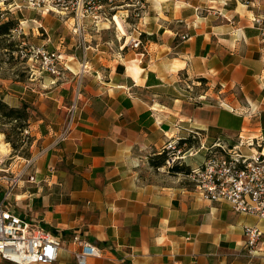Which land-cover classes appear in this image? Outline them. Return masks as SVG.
I'll use <instances>...</instances> for the list:
<instances>
[{
	"label": "crops",
	"instance_id": "0c3cea01",
	"mask_svg": "<svg viewBox=\"0 0 264 264\" xmlns=\"http://www.w3.org/2000/svg\"><path fill=\"white\" fill-rule=\"evenodd\" d=\"M256 16H264V0H146L134 31L117 28L118 48L91 40L85 21L74 33L69 23L76 19L49 11L47 38L37 45L58 51L65 70L32 73L28 85L15 73L0 74V97L33 108L35 170L18 169L16 156L0 170L20 177L12 198L17 213L62 234L53 264H77L75 231L102 250L89 264H264V235L260 256L251 257L243 232L251 225L264 234V220L206 200L184 174L149 163L191 135L196 147L178 149V166L189 169L206 152H186L202 144L233 147L240 137L264 136V46ZM30 21L38 22L21 23ZM92 23L97 34L110 30L101 20ZM142 34L141 52L130 39ZM79 88L72 132L56 145ZM6 155L12 148L0 134V156ZM7 174L0 176V199Z\"/></svg>",
	"mask_w": 264,
	"mask_h": 264
},
{
	"label": "built area",
	"instance_id": "2783aa9c",
	"mask_svg": "<svg viewBox=\"0 0 264 264\" xmlns=\"http://www.w3.org/2000/svg\"><path fill=\"white\" fill-rule=\"evenodd\" d=\"M58 6L61 0H46ZM246 1V0H237ZM39 5V1H36ZM4 15L1 17L2 21ZM253 25L260 31L261 43L264 46V16L252 18ZM142 45L138 40L134 48ZM30 60L38 64L41 73L58 76L65 69L62 55L58 51H48L43 47H31ZM32 67H35L33 65ZM86 67V66H85ZM63 70V71H62ZM81 88L77 91V97ZM80 110L78 99L73 101L68 113L69 119L64 125L57 143L66 141L72 132V122ZM166 150L170 153L166 166L171 169L179 165L182 151L176 145L169 144ZM205 151L203 163L191 168L185 177L196 189L201 191L206 200L226 202L232 209L245 215H252L264 220V136L259 138L240 137L237 145L230 147L218 140L212 146L202 144L199 149H191L186 154L197 156ZM183 154V155H186ZM184 157V156H183ZM33 161L27 160V165ZM54 171V167H50ZM8 182L3 197L0 199V262L11 264H53L59 258L63 246L62 234L49 230L41 221L31 217L28 212L17 213L12 201L14 190L20 177L3 178ZM245 248L251 257L260 256L259 245L263 232L258 226L246 225L243 228ZM72 243L78 247L74 253L77 264H89L91 258L102 257V250L79 232L71 236Z\"/></svg>",
	"mask_w": 264,
	"mask_h": 264
},
{
	"label": "rangeland",
	"instance_id": "374dc122",
	"mask_svg": "<svg viewBox=\"0 0 264 264\" xmlns=\"http://www.w3.org/2000/svg\"><path fill=\"white\" fill-rule=\"evenodd\" d=\"M36 1H39L40 4L37 5ZM145 6L146 0H61L58 6H53L46 0H0L1 17L4 15L2 21L6 22L8 20H13L17 25L10 36L0 40V74L6 78H12L15 73V75L20 78L23 85H28L32 73H41L38 64L36 65L34 60H30V50L31 47L45 48L47 46L46 44L37 45V40L41 39L43 41L41 44H44V40L47 38L46 29L48 20H46V15L50 10L53 12L64 11L67 15L72 17V19H76V21L70 20L69 23L74 33L78 32L74 30V26L77 25V22L81 19V25L82 22L85 21V26H88L86 28L89 35H91V37H89L91 40L115 42L119 48V43H117L118 38L121 41L123 37L120 36L121 33L117 28L120 27L121 24L122 28L126 30V33L134 31L140 22ZM95 15L99 16V18L94 19ZM115 16H117L118 19H115ZM33 18L38 20V22L30 21L28 23H21V21H27V19ZM94 20H101L102 23H105L100 25L101 27L110 25V30L101 31L97 34V28L94 30L95 27L92 26ZM116 22L119 26H116ZM75 28H77V26ZM95 36L97 37L95 38ZM138 40L144 43L141 36ZM138 40L130 39V46L132 44L134 47L135 42ZM141 48L142 45H140L139 50ZM140 51L142 52V50ZM135 58L142 57L138 56ZM29 62H31L32 66L35 65V67L29 65ZM32 70L34 72H32ZM38 82L40 85L41 78L38 79ZM80 96L81 94L75 99H78V104L81 100ZM72 103L73 102L70 103L69 107ZM28 105L32 112V106L30 104ZM0 129L10 132V126H4L1 122ZM24 139V143H19V153L16 154L14 160L18 164V169L26 168L35 170L34 161L30 165H27V160L32 157L31 143L33 142V138L29 135L28 138ZM12 155H6L5 157L0 156V169L10 165V156L12 157ZM4 174L7 173H2L0 170V176ZM13 176L14 175L10 173L9 177ZM1 195L2 193L0 192V197Z\"/></svg>",
	"mask_w": 264,
	"mask_h": 264
},
{
	"label": "trees",
	"instance_id": "16d2710c",
	"mask_svg": "<svg viewBox=\"0 0 264 264\" xmlns=\"http://www.w3.org/2000/svg\"><path fill=\"white\" fill-rule=\"evenodd\" d=\"M16 26V22L13 20H8L6 22L0 21V40L10 36ZM144 37V34H142L141 39ZM33 119L34 117L30 111V106L27 103H23L21 107H14L9 105L2 97H0V122L4 126H10V132L0 129V134L4 135L5 142L11 145L13 151L12 156H16V154L19 153V143H24V138L29 137L30 134L28 130ZM192 137L193 136L191 135L188 138L181 139L177 145V149H182L185 145H188L190 148L196 147L195 145L198 143V138ZM167 159L168 152L164 151L161 154L151 157L149 163L151 167L158 169L166 165ZM170 172L175 174L182 173L186 176L190 174L191 169L175 166L170 169ZM190 185L194 187L191 182Z\"/></svg>",
	"mask_w": 264,
	"mask_h": 264
},
{
	"label": "bare ground",
	"instance_id": "6f19581e",
	"mask_svg": "<svg viewBox=\"0 0 264 264\" xmlns=\"http://www.w3.org/2000/svg\"><path fill=\"white\" fill-rule=\"evenodd\" d=\"M3 147H4V146H3ZM3 147H1V150H2L1 152H2V153H6L5 150L3 149Z\"/></svg>",
	"mask_w": 264,
	"mask_h": 264
}]
</instances>
